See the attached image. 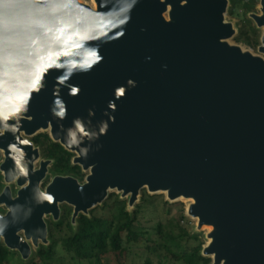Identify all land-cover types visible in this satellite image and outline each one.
Returning a JSON list of instances; mask_svg holds the SVG:
<instances>
[{
	"label": "water",
	"instance_id": "95a60500",
	"mask_svg": "<svg viewBox=\"0 0 264 264\" xmlns=\"http://www.w3.org/2000/svg\"><path fill=\"white\" fill-rule=\"evenodd\" d=\"M93 2L96 9L77 0H0V115L12 116L0 127L19 125L0 132V171L19 188L14 198L9 187L0 194L4 246L27 260L28 241L47 244L43 217L57 220V202L70 205L57 196L38 202L40 185L28 180L43 179L46 163L31 173L37 150L21 133L49 129L89 171L78 190L97 197L93 204L107 189L131 193L130 207L143 189L192 201L196 230L212 228L202 251L212 264H264V59L228 42L236 34L224 20L228 1L135 0L130 12L129 0ZM260 12L250 18L263 27L264 56V0ZM58 101L64 118L54 114ZM25 102L27 110L12 115ZM70 130L79 145L69 146ZM13 143L27 154L28 174L17 180L8 175ZM65 182L78 184L55 177L45 193L58 194ZM88 204L74 207L73 218L95 208Z\"/></svg>",
	"mask_w": 264,
	"mask_h": 264
},
{
	"label": "trees",
	"instance_id": "16d2710c",
	"mask_svg": "<svg viewBox=\"0 0 264 264\" xmlns=\"http://www.w3.org/2000/svg\"><path fill=\"white\" fill-rule=\"evenodd\" d=\"M227 1V12L230 15L235 14L234 10L238 7L243 13L233 40L256 51L262 34L248 17L254 11L255 1ZM33 142L41 147L45 158L53 161L56 174L80 175L79 167L71 166L72 154L51 142L46 134L39 135ZM141 195L139 203L132 210H128L126 202L119 195L109 194L98 209H93L87 215H78L75 222L70 218V210L67 209L62 218L46 224L47 244L38 245L35 251H31L28 259L23 260L24 264H53L58 243L64 253L77 264H106L105 260L109 256L116 257L119 264H126L130 246L144 237L150 244L145 249L156 264H212L211 259L202 253L204 235L189 231L181 225L185 221L182 209L167 221L158 216L157 210L160 206L168 208L169 212L171 206H179L180 203L170 205L159 195H149L146 191H142ZM150 215L154 217L150 218ZM150 222L152 225L146 226ZM63 227L67 234L58 238ZM12 255L13 252L0 244V264H12ZM149 256L145 258L144 264H152Z\"/></svg>",
	"mask_w": 264,
	"mask_h": 264
},
{
	"label": "rangeland",
	"instance_id": "374dc122",
	"mask_svg": "<svg viewBox=\"0 0 264 264\" xmlns=\"http://www.w3.org/2000/svg\"><path fill=\"white\" fill-rule=\"evenodd\" d=\"M79 1H81V2H83L84 4H87V5H90V6H92L93 7V9H94V3H93V0H79ZM255 1V3H256V5H255V8H254V11H253V13H254V15H261V12H260V4H259V1L260 0H254ZM227 9H228V7H227ZM235 14H233V15H230V13H228V12H226L225 14H224V20H225V22L226 23H229V24H231L232 26H233V28L234 29H236V27L238 28L239 27V25H240V23H241V19H243V13L241 12L242 10H241V8H236L235 10ZM165 18L166 19H168V14L166 13L165 15ZM234 36H236V34L234 35ZM234 36H233V38H234ZM233 38H231L230 40H228V42L230 43V44H233V45H238V46H240L243 50H245V51H250L253 55H257V56H260V57H262L263 59H264V56L263 55H261V54H259L258 53V51L256 50V51H254L253 49H250V48H247L246 46H244V45H242V44H237V43H235V41L233 40ZM40 133H42V132H40ZM22 137H24V136H22ZM32 137H28V138H26L27 140H30ZM3 162V159L1 158L0 159V165H1V163ZM35 167H38V162L36 163V166ZM88 174H89V171H83V174L81 173L79 176H76L77 177V179L78 180H80L81 181V183H85V177H87L88 176ZM52 176H53V173H48V175H47V177L43 180V182H42V185L44 186L46 183H50V179L52 178ZM3 175H2V173H0V186H1V189H2V187H3V185H4V180H3ZM15 186V184L14 183H12V184H9V185H6V187H9V188H11V186ZM15 189H16V187H15ZM3 191V190H2ZM142 191H146V193L148 194V192H147V190L146 189H143V190H140L139 191V193H138V196H137V199H136V202L130 207V206H128V199H129V196H127V197H125V198H121L122 200H124L125 202H126V205H127V209L128 210H132L133 209V206H135L136 204H138L139 203V201H140V198H141V193H142ZM109 194H115V195H119L120 196V193H117V192H115V191H109L108 192V195ZM149 195H159V197H161L162 199H164L166 202H168L167 201V198H166V195L165 194H162V193H157V194H149ZM160 200V199H159ZM103 203V202H102ZM102 203L101 204H99V205H97L96 207H95V209H98L101 205H102ZM170 205H173L174 203H180L181 205H177V206H171L170 207V211L168 212V210L167 209H164L163 207H159L158 208V210H157V214H158V216L160 217V218H162V220H165V221H167V220H170L172 217H173V215H175L176 213H178L181 209H182V211H183V214H184V216H185V221H183V223L181 224L183 227H186L189 231H194V232H197V233H201L202 235H204V237H203V241H204V246L203 247H205L208 243H209V240L207 239V234L210 232V230L207 228V227H202L201 229H199V230H196L197 229V223H198V221H197V219H195V218H191V217H189V216H187V209H188V207H189V205H190V203H191V201H188V200H183V199H180L179 201H177V202H174V203H172V202H168ZM62 205H64V204H61V205H59V208L62 206ZM72 208V207H71ZM63 210V212H59V214H58V218H57V220L59 219V218H62L64 215H63V213L66 211L65 209H62ZM7 212V210H6V208L4 207V206H1L0 207V212ZM5 212V213H6ZM4 216V215H3ZM150 218H152V217H154L153 215H150L149 216ZM71 218H72V221L73 222H75V219L76 218H73V216H71ZM51 220L52 221H54V219L52 218L51 219V216L50 215H45L44 217H43V221H44V223L46 224V222H48V223H50L51 222ZM57 220H55V221H57ZM149 225H152V222H150V223H147L146 224V226H149ZM56 232V231H55ZM20 236H23V233L22 232H19L18 233ZM67 234V230H66V228L65 227H63L61 230H60V234L57 236L58 238L59 237H63V236H65ZM150 239H155L153 236H148ZM0 244L1 245H4V243H3V240L1 239L0 240ZM28 245H29V247H30V251H35V249H36V247L31 243V241H28ZM38 245H42V243H41V241H38ZM146 245H150L149 243H147L146 242V237H144V238H142L139 242H137V243H135V244H133V245H131L130 246V252H129V256H128V258H127V261H126V264H144V262H145V258L146 257H148L149 256V254L147 253V250L145 249V247H146ZM11 252H13L14 253V255H12L11 256V258H12V264H21V263H25L24 261H23V259L21 258V256H20V254L17 252V251H12V250H10ZM150 258H151V261H152V264H156V261L152 258V256H149ZM210 259H211V261H212V263H213V259H212V257H209ZM28 259V258H27ZM60 263H62V264H67V263H71V264H77V262H73V260L66 254V253H64V251L62 250V247H61V245H60V243H58V245H57V247H56V256H55V258H54V262H53V264H60ZM105 263L106 264H119L118 262H117V259H116V257H114V256H109L106 260H105ZM79 264H87V263H85V262H81V263H79Z\"/></svg>",
	"mask_w": 264,
	"mask_h": 264
},
{
	"label": "clouds",
	"instance_id": "9594fccd",
	"mask_svg": "<svg viewBox=\"0 0 264 264\" xmlns=\"http://www.w3.org/2000/svg\"><path fill=\"white\" fill-rule=\"evenodd\" d=\"M134 4H135V0H129V3L127 4V7H126V11L130 12V10ZM126 22H127V19H125V23ZM102 59H103V57L99 56L98 52L94 53V60L95 61L98 62L99 60H102ZM90 66L91 65L83 66L82 70L87 71ZM129 83H133V82H129ZM133 86H135L134 83H133ZM121 91H123V89H121ZM26 110L27 109H26V102H25V106H22L21 108L17 109L16 113H13L12 115L18 116L19 112L26 111ZM53 111H54V114L56 116H58L60 118L65 117L66 109H65L62 102L58 101L56 103V107H55V109H53ZM11 118H12V116L9 114L0 115V122L7 121ZM74 124H75V128L77 130H82V123L79 119L74 121ZM18 127H19L18 124L9 125L5 122V123H2V127H0V132H2V131L16 132L18 130ZM106 130H107V125L104 124L101 131L106 132ZM25 143H26V141H25ZM79 143H80V141L77 139V133L70 130L69 131V141H68L69 146L79 145ZM81 151L84 155H86V153H87L86 149H82ZM9 152L12 154L11 158L13 159V162H14V168L12 170H10L8 173L9 177L15 179V178H18L20 175H27L28 174L27 166L25 164L21 163L24 156L26 155L23 153V150L18 146V144L13 143V144L9 145ZM36 198H37L38 202H43V201L52 202L54 200V197L51 194H48L45 192H39L38 190L36 193ZM17 207H19V206L14 205V206L10 207L9 212L13 213L14 209ZM0 222H2V223H0V235H2L3 232L5 231V228L7 227V221L4 219V217L0 216Z\"/></svg>",
	"mask_w": 264,
	"mask_h": 264
},
{
	"label": "flooded vegetation",
	"instance_id": "af4514ba",
	"mask_svg": "<svg viewBox=\"0 0 264 264\" xmlns=\"http://www.w3.org/2000/svg\"><path fill=\"white\" fill-rule=\"evenodd\" d=\"M259 4H260V1H259ZM252 14H254L253 12H251L250 14H248V17H250V15H252ZM252 22H253V25L256 27V29L258 30V32L260 33V34H262L263 33V27H258L256 24H255V22L253 21V19H252ZM42 133H40V132H38V133H36V134H34L33 136H31L32 138L30 139V140H27L26 138H28V137H22L23 139H25V140H27L28 141V143H30L31 145H32V149L33 150H37V158H35L36 160H34V162H33V165H32V172L31 173H35V172H38V171H40V168H41V163H46V165L44 166V168H43V170L40 172V173H44V178L42 179V181H41V183H40V191L41 192H45V189L47 188V186L52 182V180L55 178V177H62V178H71V179H74L79 185H84L83 183H81V181L80 180H78L77 179V177L74 175V174H69V175H59V174H56L57 172L54 170V165H53V161L52 160H50V159H47V158H45L44 156H43V154H42V150H41V147L40 146H36L35 145V143L33 142V140L36 138V137H38L39 135H44V134H46L48 137H49V139H50V141L51 142H53V143H55V144H58V145H60L59 143H57V142H54L51 138H50V135H49V131H41ZM23 136V135H22ZM61 146V145H60ZM62 147V146H61ZM63 148V147H62ZM64 149V148H63ZM65 150V149H64ZM65 151H67V150H65ZM68 153H70V154H72V157H71V166H77V167H79V169H80V171L78 172V173H82L83 174V169L81 168V166H79V165H75L74 164V158H75V154L74 153H72V152H69V151H67ZM0 159L2 158L3 159V161H4V157H3V154H2V152H1V154H0ZM38 162V167H35L36 166V163ZM0 173H2L1 171H0ZM48 173L50 174V173H53V176H52V178L50 179L51 181H50V183H46L44 186L42 185V182H43V180L47 177V175H48ZM79 176V175H78ZM85 179H86V177H85ZM3 180H4V178H3ZM12 183H14L15 184V186H11V188H9L10 189V192H11V195H12V197L14 198L15 196H16V194H17V191H18V187L16 186V183L15 182H12ZM12 183H10V184H12ZM6 185L7 184H5V182H4V185H3V187H2V189H1V191H0V194L2 193V190L6 187ZM15 187H16V189H15ZM61 204H64V205H62L60 208H59V205H61ZM1 206H3V205H1ZM0 206V207H1ZM58 209H59V212L61 211V212H63V210L62 209H65V210H67V209H69L70 210V218H71V216H72V214H73V208H71V206L70 205H68V204H66V203H59L58 204ZM95 209V208H94ZM7 210V209H6ZM93 210V209H92ZM92 210H89L88 211V213L90 212V211H92ZM6 212V211H5ZM5 212H0V215H5L6 213ZM87 213V214H88ZM81 215H84V214H82V213H80ZM80 214H78V215H80ZM51 216V215H50ZM78 217V216H77ZM76 217V218H77ZM51 219H52V216H51ZM51 222H52V220H51ZM46 224H48V222H46Z\"/></svg>",
	"mask_w": 264,
	"mask_h": 264
},
{
	"label": "bare ground",
	"instance_id": "6f19581e",
	"mask_svg": "<svg viewBox=\"0 0 264 264\" xmlns=\"http://www.w3.org/2000/svg\"><path fill=\"white\" fill-rule=\"evenodd\" d=\"M77 3H79V4H84L83 2H81V1H79V0H77ZM94 3V2H93ZM94 6H95V4H94ZM94 9H96V7H94ZM231 45H233V44H231ZM41 131H43V130H40V131H36L37 133L38 132H41ZM48 131H49V129H48ZM21 135H24V133L22 132L21 133ZM33 136V135H32ZM31 137V136H30ZM1 151V150H0ZM1 152H3V151H1ZM24 154H26V153H24ZM27 155V154H26ZM26 155L24 156V157H26ZM36 160V159H35ZM33 162H34V160H33ZM33 162H32V165H33ZM14 180H17V178L16 179H14ZM28 180H31V181H37L38 182V185H40V183H41V181H42V179H41V176H37V178L36 179H34V177L33 176H28ZM27 184H29V181H26V183H25V185H27ZM78 184H73V183H68V182H65V183H62V185H60V190H58V194H56L57 192H53L51 195L53 196V197H55V196H57V198L59 197V198H63L64 197V199H66V200H68L69 201V203H70V206L72 207V208H74V207H77L79 210H80V212H82V210H84V208H87L88 206L87 205H84V204H87V203H89L88 205L90 206V207H92V206H97V205H99L100 204V202H96L95 204H93V200H95V198H97V197H95V198H93L92 196H86V197H84V194L86 193L83 189H81V190H78V188H79V186L80 187H82V185H78ZM95 191H99L98 189H94ZM109 191H115V192H117V193H122V191H118L117 189H107V193L109 192ZM79 192V194H77ZM84 193V194H83ZM130 194L131 193H128L127 194V196H130ZM163 194H165V193H163ZM91 195H93V196H96V195H98V193L96 192H92V194ZM80 196H83V197H80ZM89 199V201H87ZM192 202V201H191ZM63 203H66L65 201L63 202ZM59 203L57 202V205H58ZM92 204V205H91ZM85 206H87V207H85ZM90 209V208H89ZM88 209V210H89ZM87 210V211H88ZM50 214H51V212H49ZM49 213H47V214H49ZM197 219V218H196ZM197 221H198V219H197ZM203 227H207L210 231L212 230V228L211 227H209V226H203ZM20 232H22V231H20ZM32 233V232H31ZM34 233H32L31 235H33ZM7 235H9V234H7ZM35 236V235H34ZM5 238V235H1V237H0V239H4ZM9 240V239H8ZM10 241V240H9ZM38 241H40L39 239H38ZM12 243H14V242H12Z\"/></svg>",
	"mask_w": 264,
	"mask_h": 264
},
{
	"label": "snow or ice",
	"instance_id": "6c2138e0",
	"mask_svg": "<svg viewBox=\"0 0 264 264\" xmlns=\"http://www.w3.org/2000/svg\"><path fill=\"white\" fill-rule=\"evenodd\" d=\"M34 86V85H33Z\"/></svg>",
	"mask_w": 264,
	"mask_h": 264
}]
</instances>
